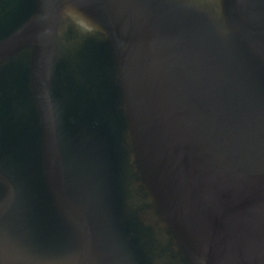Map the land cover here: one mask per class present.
<instances>
[{"label": "water", "instance_id": "1", "mask_svg": "<svg viewBox=\"0 0 264 264\" xmlns=\"http://www.w3.org/2000/svg\"><path fill=\"white\" fill-rule=\"evenodd\" d=\"M0 264H264V0H0Z\"/></svg>", "mask_w": 264, "mask_h": 264}]
</instances>
